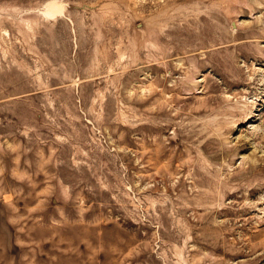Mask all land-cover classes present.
Listing matches in <instances>:
<instances>
[{"label": "rangeland", "instance_id": "374dc122", "mask_svg": "<svg viewBox=\"0 0 264 264\" xmlns=\"http://www.w3.org/2000/svg\"><path fill=\"white\" fill-rule=\"evenodd\" d=\"M0 264H264V0H0Z\"/></svg>", "mask_w": 264, "mask_h": 264}]
</instances>
